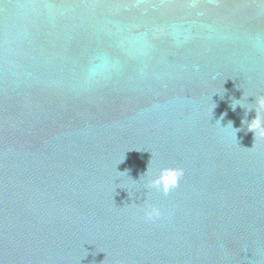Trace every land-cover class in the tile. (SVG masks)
Masks as SVG:
<instances>
[{
	"label": "water",
	"instance_id": "1",
	"mask_svg": "<svg viewBox=\"0 0 264 264\" xmlns=\"http://www.w3.org/2000/svg\"><path fill=\"white\" fill-rule=\"evenodd\" d=\"M259 97L264 0H0V264H264Z\"/></svg>",
	"mask_w": 264,
	"mask_h": 264
},
{
	"label": "clouds",
	"instance_id": "2",
	"mask_svg": "<svg viewBox=\"0 0 264 264\" xmlns=\"http://www.w3.org/2000/svg\"><path fill=\"white\" fill-rule=\"evenodd\" d=\"M239 105L236 104L233 106V110L235 107ZM255 110V117L251 121L247 122V130L251 131L254 136V141L256 138H264V115H262V110H264V97H259L256 100V106L254 108H249L247 110ZM231 123V122H230ZM232 126V124H231ZM233 128V127H232ZM234 129V128H233ZM239 131V129H234ZM235 131V138L236 132ZM183 176V170L181 168L175 167H165L162 168L159 174L153 178L148 180V187L156 189L162 192L164 195H167L170 191L174 190ZM161 212L158 208L149 206L145 210V218L147 220H154L159 218Z\"/></svg>",
	"mask_w": 264,
	"mask_h": 264
}]
</instances>
